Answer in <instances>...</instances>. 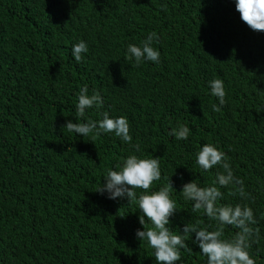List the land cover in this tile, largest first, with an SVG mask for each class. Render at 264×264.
I'll list each match as a JSON object with an SVG mask.
<instances>
[{"label": "trees", "instance_id": "trees-1", "mask_svg": "<svg viewBox=\"0 0 264 264\" xmlns=\"http://www.w3.org/2000/svg\"><path fill=\"white\" fill-rule=\"evenodd\" d=\"M151 31L160 36V63L125 58L127 45ZM79 40L88 53L77 63ZM212 79L225 86L219 111ZM85 85L103 103L80 117ZM104 112L127 118L131 143L63 127ZM179 125L190 128L187 140L169 135ZM205 143L224 151L243 181L248 199L228 185L218 203L253 209L259 240L250 251L264 264V31L240 19L234 0H0V264H157L134 235L143 229L136 201L96 189L138 145L136 155L159 159L155 188L168 178L174 188L170 231L181 234L185 223L214 229L179 192L191 180L211 186L223 172L195 163ZM193 238L183 234L191 251L181 250L180 264H206Z\"/></svg>", "mask_w": 264, "mask_h": 264}, {"label": "clouds", "instance_id": "clouds-1", "mask_svg": "<svg viewBox=\"0 0 264 264\" xmlns=\"http://www.w3.org/2000/svg\"><path fill=\"white\" fill-rule=\"evenodd\" d=\"M234 4L240 19L250 29L264 31V0H234ZM232 15L241 28L235 14ZM159 40L160 36L156 31L149 32L139 45H127L125 58L132 59L138 65L143 62L159 64L160 51L154 47ZM87 53L88 45L84 40L72 45L71 57L75 62H80ZM208 88L210 94L217 100L213 110L219 111L225 104L224 82L221 79H212L208 81ZM102 103L100 95L96 93L88 95V88L85 85L79 89L75 104L76 113L84 117L86 109L99 108ZM63 127L82 137L90 133L97 135L113 133L125 143L132 141L127 118L110 116L107 112H104L98 121L84 120L77 123L67 120ZM189 132L188 126L179 125L170 129L169 135L178 140H187ZM132 147L134 153L125 157L121 164L106 171L102 178L103 183L96 192L118 203L136 201V213L140 212L139 223L143 229H137L134 235L140 242L145 241L153 250L157 264H180L181 250L191 251L183 239V234L188 233L194 236L192 243L199 248L202 262L206 264H256L255 254L250 251L252 245L259 240V230L253 227L257 224L253 209L248 204L218 203L223 198L220 188L228 185L237 186L236 192L245 199L249 198V194L244 190L243 181L234 176L224 151L215 144H202L195 154V163L204 172L216 166L222 168L223 172L216 173L215 182L211 186L201 187L191 180L183 184L179 191L185 201H191L193 211H201L204 216L215 222L216 227L209 229L185 223L182 231L180 230L181 234H173L169 224L170 220H174L178 210L175 198L170 193V188H173L170 179L168 178L167 186L157 190L155 184L161 179L162 171L159 159L153 156L148 158L138 156L135 153L140 151L139 146ZM225 226L233 230L229 237H224ZM235 229L239 231L236 232Z\"/></svg>", "mask_w": 264, "mask_h": 264}]
</instances>
